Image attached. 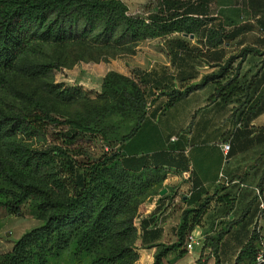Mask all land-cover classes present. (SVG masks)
I'll list each match as a JSON object with an SVG mask.
<instances>
[{
    "label": "trees",
    "instance_id": "obj_1",
    "mask_svg": "<svg viewBox=\"0 0 264 264\" xmlns=\"http://www.w3.org/2000/svg\"><path fill=\"white\" fill-rule=\"evenodd\" d=\"M193 3L157 0L158 11L145 19L129 15L125 5L116 0H0V207L17 211L28 203L43 219L41 226L21 236L9 252L0 255V264H129L135 259V245L130 243L137 238L133 220L144 214L148 197L160 195L165 171L157 162L172 152L170 144L179 139L167 142L166 153L157 150L150 154L153 145L149 142L131 153L130 145L140 141L143 127L158 113L205 84L221 80L225 67L214 74L217 77L207 75L194 85L199 73L194 69L193 49L185 39H169L165 44L175 73L158 65L138 76L140 84L108 73L95 105L66 121V147L48 149L33 142L58 128V122L32 97L17 92L18 100L12 79L21 75L38 78L51 72L53 63L33 62L46 45L89 41L96 46L123 48L174 33L194 38L191 25L185 28L183 24L201 17L207 3ZM209 28L217 42L203 59L207 64H220L225 52L219 47L227 39L225 19L224 30ZM205 35L208 38L209 34ZM219 86L218 94L223 97L226 87L233 92L236 89L231 81ZM156 93L161 94L158 105L146 109ZM58 94L61 100L71 101L80 92L64 88ZM80 135L100 136L109 144H119V149L76 171L74 163L67 160L68 187L61 181L63 173L56 171V160L69 159L66 152H74ZM263 186L264 169L257 186L259 193ZM207 200L201 204L203 208ZM144 223L140 221L139 239L144 235ZM193 227L194 222L184 216L175 244L153 246L152 264H165L171 254H185ZM227 233L224 230L205 239L203 249H212L214 264H221L218 250ZM261 239L251 234L233 264H253Z\"/></svg>",
    "mask_w": 264,
    "mask_h": 264
},
{
    "label": "crops",
    "instance_id": "obj_2",
    "mask_svg": "<svg viewBox=\"0 0 264 264\" xmlns=\"http://www.w3.org/2000/svg\"><path fill=\"white\" fill-rule=\"evenodd\" d=\"M224 13L227 39L219 48L225 56L220 64L196 65L199 75L192 84L217 74L221 66L225 67L224 80L211 81L158 113L143 127L140 141L130 145L133 153L149 142L152 154L165 152L167 142L179 139L170 144L172 152L157 162L165 171L162 190L166 193L151 202L142 216L144 235L138 240L141 264H152L154 245L178 241L184 216L194 222L190 233L202 244L185 249L181 257L169 255L167 264H214L212 249H203L204 242L224 230L228 233L219 245L221 264L234 263L250 234L264 238V211L259 217L256 201L264 169V0H233ZM229 81L238 90L226 87L223 97L218 86ZM222 143L230 144L226 163ZM220 174L238 183L226 187L218 183ZM260 195L264 200V186ZM246 208L248 216L243 218ZM243 233L246 238L240 242L238 235Z\"/></svg>",
    "mask_w": 264,
    "mask_h": 264
},
{
    "label": "rangeland",
    "instance_id": "obj_3",
    "mask_svg": "<svg viewBox=\"0 0 264 264\" xmlns=\"http://www.w3.org/2000/svg\"><path fill=\"white\" fill-rule=\"evenodd\" d=\"M116 1L125 5L129 15L136 17L146 19L149 15L158 11L157 0ZM240 1L236 0L239 3ZM232 2L233 0H194L193 5L195 6L201 3H207V9L201 17L194 22L185 21L183 24L185 28L186 25H191V30L195 32L194 38H188L174 33L165 37L143 40L135 45L125 46L123 48L96 46L89 41L75 42L64 46H44L41 54L33 57V62L37 64L53 63L55 66L52 71L38 78L21 75L15 76L12 79L15 89H13V92L18 100L20 97L18 93L24 94L25 97H32L41 107L48 110L51 117L58 122V128L52 129L46 137L40 141L33 142V145L43 149L54 146L65 148L68 144L65 135L67 130L66 121L77 118L79 115H82L88 106L95 105L96 99L102 91L103 80L108 73L119 74L138 84H140L138 76L142 72L150 71L158 65L167 68L169 73H175L176 68L173 67L169 58V50L165 44V41L169 39H185L189 48L193 49L194 64L201 68L207 65L203 59L205 52L217 42L212 39L210 35L211 30L208 27L211 25V27L215 26L218 30H220V27L224 30L225 7ZM209 3H212V5L209 6ZM206 33L209 34L207 36L208 38H206ZM164 64H167V66ZM214 76L217 77L218 75L213 74ZM221 78L224 80L223 75ZM64 88L79 91V97L71 101L61 100L60 94L58 93ZM159 95L161 94H155L152 102H148L146 109L151 108L153 104L158 105ZM151 111L147 110L148 113ZM72 149H74V152H66L69 159L56 160L57 168L59 169L56 168V171L63 173L61 181H64L68 187L71 178L69 175L70 172H67V160L72 162V164L74 163L73 166L76 171V169H82L90 162L98 160L106 154L117 153L119 144H109L102 140L100 136L80 135ZM75 153L81 155L76 156ZM159 196V194H155L148 197L146 202H149L145 204V209L151 202L157 200ZM248 209L246 208L243 218L248 216ZM142 216L133 220V225L137 229V238L130 243H134L135 245L134 250L136 251V256L131 261L132 263L130 262L129 264H141L138 240L140 235L139 225ZM42 224L43 219L36 216L28 203L21 205L17 211L0 207V255L9 252L21 236ZM238 237V240L241 242L242 238H246V233L238 235ZM234 241L235 237L228 243L231 244ZM197 249L195 247V251ZM229 251L231 252V249Z\"/></svg>",
    "mask_w": 264,
    "mask_h": 264
},
{
    "label": "built area",
    "instance_id": "obj_4",
    "mask_svg": "<svg viewBox=\"0 0 264 264\" xmlns=\"http://www.w3.org/2000/svg\"><path fill=\"white\" fill-rule=\"evenodd\" d=\"M175 141H177V138H175V137L170 140V142H175ZM221 148H222V151L224 153V163H226L228 161L227 156H228V152L230 150V144L229 143H222ZM219 182L222 183L226 187H228L234 183H238L236 181H232L229 178L224 177L223 174L219 175L218 183ZM256 201L258 203L259 217H260L264 211V200L258 191L256 192ZM201 244H202V242L196 241L194 239V236L191 233H189L187 236L185 249L189 251L192 249V247L194 245L199 246ZM253 264H264V238H262L260 241L259 250H258V253L256 255V258H255V261L253 262Z\"/></svg>",
    "mask_w": 264,
    "mask_h": 264
},
{
    "label": "water",
    "instance_id": "obj_5",
    "mask_svg": "<svg viewBox=\"0 0 264 264\" xmlns=\"http://www.w3.org/2000/svg\"><path fill=\"white\" fill-rule=\"evenodd\" d=\"M190 38H193V36H190ZM165 193H166V190H162V191L160 192V196H163Z\"/></svg>",
    "mask_w": 264,
    "mask_h": 264
}]
</instances>
